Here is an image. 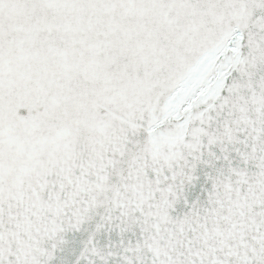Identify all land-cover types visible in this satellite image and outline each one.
Listing matches in <instances>:
<instances>
[{"label": "snow or ice", "instance_id": "6c2138e0", "mask_svg": "<svg viewBox=\"0 0 264 264\" xmlns=\"http://www.w3.org/2000/svg\"><path fill=\"white\" fill-rule=\"evenodd\" d=\"M0 264H264V0H0Z\"/></svg>", "mask_w": 264, "mask_h": 264}]
</instances>
